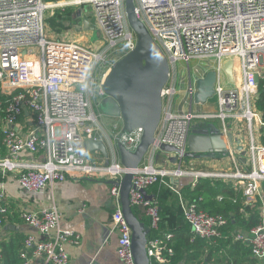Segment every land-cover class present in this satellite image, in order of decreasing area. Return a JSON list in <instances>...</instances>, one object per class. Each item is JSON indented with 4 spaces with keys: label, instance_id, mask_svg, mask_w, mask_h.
Listing matches in <instances>:
<instances>
[{
    "label": "built area",
    "instance_id": "obj_1",
    "mask_svg": "<svg viewBox=\"0 0 264 264\" xmlns=\"http://www.w3.org/2000/svg\"><path fill=\"white\" fill-rule=\"evenodd\" d=\"M56 1L60 2L58 7L92 4L103 33L90 46H83L81 41L69 40L62 34L52 38L47 35L45 18L48 8L56 5L55 1L0 0V93L6 96L5 101L0 98V110L5 112L2 143L8 152L0 158V171L17 172L19 184L34 192L55 181L65 180L67 176L121 182L128 168L121 163L116 145L121 143L135 151L144 130L137 127L125 132L123 125L115 124L114 136L109 135L92 102L96 94H105L102 85L117 60L115 53L126 54L137 44V36L127 19L126 0ZM134 3L136 13L163 49L170 66L168 82L162 89L163 107L155 140L141 164L132 170L130 190L132 206L144 210L151 229L158 233L149 236L147 242L151 264H166L173 253L174 234H159L160 206L155 198H149L145 193L151 186L157 182L167 183V179L178 182L190 176L194 180L212 177L241 186L247 201L260 193V184L264 181V144L258 143L253 136L254 163L250 170L249 164L241 168L234 143L228 146L234 170L189 171L183 167V160L195 120L220 119L226 137L229 133L226 119L231 116L247 119L251 126L253 123L264 126L261 112L252 106L259 84L256 76L264 86V0H134ZM233 56L242 59V89L226 88L221 82L223 58ZM192 58L216 59L217 113L190 110L181 114L173 109L179 92L177 63L185 61L190 71ZM193 84L190 76L191 99L195 95ZM244 96L248 105L241 113L238 108ZM189 105L193 109L194 103ZM26 111L32 113L33 118L23 133L20 126H14ZM103 136V141L109 145V155L106 158L96 150L97 158L101 160L92 159L88 141H99ZM163 143L178 149L164 157L166 163L176 165L173 169L156 166V154ZM39 150H48L43 161L25 162L17 158L20 152ZM111 194L114 201L111 220L118 233L117 254L125 264H135L132 229L122 210L120 186L111 185ZM180 205L192 227L193 238L216 240L222 236V227L226 224L222 215L203 210L181 194ZM7 211L6 194L0 188V225L4 223ZM20 216L43 236L41 239L35 235L26 238L21 250V264H32L36 256L44 257L42 264H69L66 245H78L82 236L62 226V216L55 205L40 212L21 210ZM237 239L249 240L253 254L264 259V219L248 236L239 233Z\"/></svg>",
    "mask_w": 264,
    "mask_h": 264
},
{
    "label": "crops",
    "instance_id": "obj_2",
    "mask_svg": "<svg viewBox=\"0 0 264 264\" xmlns=\"http://www.w3.org/2000/svg\"><path fill=\"white\" fill-rule=\"evenodd\" d=\"M80 25L83 27L82 22ZM90 25L92 24L90 23ZM234 70V67H232L230 75L222 72L220 75L221 82L226 88L242 89L243 79L242 82H238L234 75ZM182 87L179 88V92L174 100L173 109L176 112L184 114L193 110L199 113H217L219 110L218 98L213 104L209 102H205L206 104H198L197 111L194 110V105L192 106L193 109L189 108L190 105H187L186 102L184 103L180 99ZM244 98L245 100H243ZM243 99L241 101L244 104L240 103L238 108V112L241 113L246 110L248 105L247 98L244 96ZM20 118L21 120L15 127L20 126V130L26 133L27 123L29 125L32 124V113L26 111L25 115ZM226 125L228 132L233 133L235 139L234 145L238 149L236 157L241 168L244 169L249 164L248 169H252L254 158L251 150V136L259 143L262 127L257 123H253L251 126L247 119L235 118L233 116L226 119ZM192 127L193 130L197 128H209L221 136L223 134V123L217 118L195 120L193 121ZM104 137L99 141H103ZM246 142L248 147H246ZM6 151L4 156L8 154ZM47 156L48 150H39L35 153L23 151L18 154L17 158L25 162H39L43 161ZM205 156L212 158V164L209 165L210 168L231 170V168L228 169L231 159L225 154L208 153ZM221 156H223L224 160L219 161L218 158ZM3 157L0 156V158ZM197 157L199 155L192 157V159H197ZM159 164H162V162L157 161L156 166H159ZM231 166L233 167L232 161ZM206 169L208 168L206 167ZM18 178L19 174L17 172L8 171L3 173L0 171V188H3L5 191L8 205L7 216L4 223L0 225V243L3 241L9 242L15 233L24 235L25 240L29 235H35L38 239L43 238L35 228L22 219L20 216L21 210L40 212L43 209L55 205L61 213L62 226L75 230L82 236L81 242L78 245H66V250L70 258L69 264H125L117 254L118 233L113 229L111 220L114 201L111 194V184L107 183V179L96 177L72 178L67 176L65 180L55 181L51 186L34 192L23 188L19 184ZM185 179L181 178L178 182L191 180V178ZM146 194L149 198H155L158 202L157 193L154 188L151 187L146 190ZM258 196H260L263 202L264 215V181L260 184V193ZM137 210L143 213L142 216L147 217L142 208H137ZM31 254L33 253L31 252ZM43 261L44 257L36 256L33 257L32 264H42ZM259 261L260 264H264V259H260Z\"/></svg>",
    "mask_w": 264,
    "mask_h": 264
},
{
    "label": "water",
    "instance_id": "obj_3",
    "mask_svg": "<svg viewBox=\"0 0 264 264\" xmlns=\"http://www.w3.org/2000/svg\"><path fill=\"white\" fill-rule=\"evenodd\" d=\"M125 7L129 24L137 36V44L134 49L114 62L104 79L102 88L112 107L111 111L121 118L123 130L131 132L137 127H142L144 132L135 151L128 150L121 143L116 145L120 161L129 171L125 173L121 182L110 179L107 183L120 186L122 210L132 229V252L135 264H151L147 252L150 229L135 214L131 204L130 190L133 179L132 170L141 164L155 140L163 107L162 89L168 82L170 66L163 49L136 13L134 0H126ZM82 26L85 29L94 28L88 19L83 20ZM223 67L230 75L232 63L227 61ZM207 72L205 77L198 80L197 91L201 94L202 103L208 102V99L213 96L214 93L209 86L217 81L218 75L215 68H210ZM256 81L259 82L258 76ZM233 143L232 132H229L226 137L209 128H197L188 137V151L196 155L225 153L229 144ZM88 147L90 150H99L106 158L109 155V145L103 141L91 139L88 141ZM174 151H178L175 146L163 143L160 145L156 158L159 162L165 161V155ZM174 181L176 185L177 180Z\"/></svg>",
    "mask_w": 264,
    "mask_h": 264
},
{
    "label": "trees",
    "instance_id": "obj_4",
    "mask_svg": "<svg viewBox=\"0 0 264 264\" xmlns=\"http://www.w3.org/2000/svg\"><path fill=\"white\" fill-rule=\"evenodd\" d=\"M73 13L72 6L60 8L58 16L55 18L48 15L47 12L45 22L51 24L54 29L62 30L71 26L74 18ZM0 98L6 100V96L1 93ZM252 102L253 108L261 112L264 120V86L262 80L259 81L258 90ZM4 117L5 112L0 110L1 157L5 155L6 150L2 143V120ZM27 124L29 125V123ZM260 131V143L264 144V126ZM191 156L198 155L191 153ZM151 187L157 193L161 209L159 234H174L171 244L173 253L168 256L166 264H260V259L252 252L249 240L237 239L239 233L248 236L251 229L258 226L264 219L263 202L260 196L247 201L241 186H235L232 182L212 177H200L196 180L191 178L190 181H179L176 185L174 181L171 182L170 179H167V183L157 182ZM179 193L185 200L198 204L203 210L212 214H220L226 219L220 238L216 240L200 236L193 238L192 227L185 219L181 209ZM133 210L150 229L149 236L158 235L151 229L149 217L142 216L143 213L134 206ZM24 243V235L17 233L9 242H1L0 264H21V250Z\"/></svg>",
    "mask_w": 264,
    "mask_h": 264
},
{
    "label": "rangeland",
    "instance_id": "obj_5",
    "mask_svg": "<svg viewBox=\"0 0 264 264\" xmlns=\"http://www.w3.org/2000/svg\"><path fill=\"white\" fill-rule=\"evenodd\" d=\"M54 3L56 5H54L53 8H51V7L48 8L49 9L48 15H51L52 17L54 16V18H55L56 16H58V10L60 8H66V7L72 6V8L74 10V13H73L74 18L72 19L71 26H69L67 28L65 27L62 30L54 29L51 26V24L49 25L46 23L47 24L46 32H47V35L49 37L57 38L58 36H60L62 34L69 40H75L77 42L81 41L83 46H90L91 44L94 43V40L98 36L102 35L103 32L99 27L98 18L94 12V6L92 4H83V5L81 4L79 6L69 4L68 6H65V7H58V6H60L59 5L60 2L58 3L57 1H55ZM61 3H62V1H61ZM78 12H81V14L78 15ZM84 19H88L90 21V23L94 26V28L93 29H85V28L81 27L80 23L83 22ZM115 54H116L115 58H117V60L120 59L124 55V54H121L120 52H116ZM227 61H230L232 63V67H234V69H235L234 75L237 78V81L242 82V79H243L242 59L238 56H233V57L227 59ZM227 61L225 60L223 62V64H225V62H227ZM216 64H217V62H216L215 58H208V59H202V60L192 58L189 61L190 71H188V67H187L185 61L180 60L177 63V67H178L177 86H178V88L183 86L182 90H181V98L180 99L183 100L184 103L186 102L187 105L194 103V110L195 111H197L196 108H197L198 104L202 103L200 101L201 100V94L198 93V91H197L198 80L205 77L206 74L208 73L207 71L210 70V67L215 68L213 65H216ZM224 72L227 75H229V73L226 72L225 69H224ZM190 76H192V79L194 82L193 86L195 88V95H194L193 99H191V96H190V86H189ZM215 83H217V81H215ZM215 83H213L209 86L210 88H212V91L214 93V95L208 99V102L211 104H213L217 101L216 84ZM243 100H245V98ZM206 103H207V101H206ZM241 103L244 104L243 101H241ZM92 104H93L94 110L96 111L97 115L99 116V121L105 127L106 132L109 135L114 136V134H115L114 125L118 124L120 126V125H123L122 124L123 122H122L121 118L119 117V115H117V114L113 113V111H111L112 107L107 101V96L105 94H99V93L96 94V96L93 99ZM103 142L107 143L106 141H103ZM234 143H235V139H234ZM246 147H248L247 142H246ZM207 154L208 153H206V154L201 153V154H199V157H197V159H192L191 153L189 151H187V154L183 160V167L187 168L189 171H196V170H204V171H211V172L218 171L217 169L209 167V165L212 164V162H211L212 158L205 156ZM224 154L228 158L230 157L228 149ZM91 156L93 159H98L97 157L99 156V153L96 150H92ZM98 160H101V159H98ZM218 160L219 161L224 160L223 156L219 157ZM104 161H106V160H104ZM231 161L233 162L232 158L230 160V165L228 166V169L231 168V170H234L235 167L231 166ZM159 166L170 167V169H173L176 165L172 162L170 164H166V160H165V161H162V164H159ZM203 166H206L208 169H206V167H203ZM227 171H230V170H227ZM186 178L187 179H190V178L194 179L193 176L186 177ZM182 179H185V177Z\"/></svg>",
    "mask_w": 264,
    "mask_h": 264
},
{
    "label": "bare ground",
    "instance_id": "obj_6",
    "mask_svg": "<svg viewBox=\"0 0 264 264\" xmlns=\"http://www.w3.org/2000/svg\"><path fill=\"white\" fill-rule=\"evenodd\" d=\"M226 59H227V57L223 58V60H226ZM210 68H211V67H210ZM197 71H198V70H197ZM203 74H204V73H203ZM187 88H188V87H187ZM128 171H129V169H128ZM128 171H127V172H128Z\"/></svg>",
    "mask_w": 264,
    "mask_h": 264
},
{
    "label": "flooded vegetation",
    "instance_id": "obj_7",
    "mask_svg": "<svg viewBox=\"0 0 264 264\" xmlns=\"http://www.w3.org/2000/svg\"><path fill=\"white\" fill-rule=\"evenodd\" d=\"M214 95V94H213ZM176 151L172 152V153H175ZM158 160V159H157Z\"/></svg>",
    "mask_w": 264,
    "mask_h": 264
}]
</instances>
